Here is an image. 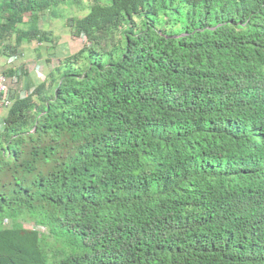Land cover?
I'll list each match as a JSON object with an SVG mask.
<instances>
[{
	"label": "trees",
	"instance_id": "1",
	"mask_svg": "<svg viewBox=\"0 0 264 264\" xmlns=\"http://www.w3.org/2000/svg\"><path fill=\"white\" fill-rule=\"evenodd\" d=\"M5 60L0 264H264V0H0Z\"/></svg>",
	"mask_w": 264,
	"mask_h": 264
},
{
	"label": "rangeland",
	"instance_id": "2",
	"mask_svg": "<svg viewBox=\"0 0 264 264\" xmlns=\"http://www.w3.org/2000/svg\"><path fill=\"white\" fill-rule=\"evenodd\" d=\"M63 22L61 20H54L52 22L53 30L55 34H57L60 37V40L65 39L63 37V34L65 33V29L62 27ZM79 43L77 42H69L70 51H74L79 47ZM26 48L25 55L20 61H13V65L16 67H20L23 65V69L25 70L26 75L24 77V80H30L33 83H37L40 80V77L42 76L43 69L40 67V65L35 61L34 53L31 49V45H24ZM39 62V61H38ZM22 70V69H21ZM42 70V72H41ZM1 72V71H0ZM21 78L22 75L20 74ZM4 112V111H3Z\"/></svg>",
	"mask_w": 264,
	"mask_h": 264
},
{
	"label": "built area",
	"instance_id": "3",
	"mask_svg": "<svg viewBox=\"0 0 264 264\" xmlns=\"http://www.w3.org/2000/svg\"><path fill=\"white\" fill-rule=\"evenodd\" d=\"M21 74V70H17L16 74L14 75L13 79L17 80ZM8 81L6 76L0 72V97L3 99L2 104L6 106L8 104V99L6 98L8 96Z\"/></svg>",
	"mask_w": 264,
	"mask_h": 264
},
{
	"label": "crops",
	"instance_id": "4",
	"mask_svg": "<svg viewBox=\"0 0 264 264\" xmlns=\"http://www.w3.org/2000/svg\"><path fill=\"white\" fill-rule=\"evenodd\" d=\"M5 61H6V60H5ZM6 63H7V61H6V62H0V71H1L2 68L6 65ZM16 68H17V67L15 66L14 69L17 71ZM21 73H22V70H21ZM0 115L3 116V115H4V112L1 111Z\"/></svg>",
	"mask_w": 264,
	"mask_h": 264
},
{
	"label": "clouds",
	"instance_id": "5",
	"mask_svg": "<svg viewBox=\"0 0 264 264\" xmlns=\"http://www.w3.org/2000/svg\"><path fill=\"white\" fill-rule=\"evenodd\" d=\"M2 72V71H1ZM22 74V73H21Z\"/></svg>",
	"mask_w": 264,
	"mask_h": 264
}]
</instances>
